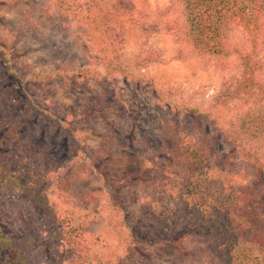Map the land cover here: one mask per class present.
I'll return each instance as SVG.
<instances>
[{"label":"rangeland","instance_id":"1","mask_svg":"<svg viewBox=\"0 0 264 264\" xmlns=\"http://www.w3.org/2000/svg\"><path fill=\"white\" fill-rule=\"evenodd\" d=\"M145 1L159 30L151 33L147 28L146 33L135 27L121 32L127 59L142 49L157 55L159 62L135 71L147 84L121 75L87 84L84 71L102 77L105 71L82 52L70 19L49 0L0 3V48L9 54L12 72H0V113L9 109L13 118L9 122L0 117V153L10 162L21 159L37 172L31 184L50 206L62 217L75 213L83 225L85 243L77 247L58 236L67 227L54 224L30 196L0 190V224L16 241L34 247L35 261L78 264L83 255L98 253L112 264H126L117 263L125 254L116 215L121 207L124 231H131L138 241L129 264H173L180 258L177 251L164 247L162 223L169 221L174 205L162 189L165 194L153 205L161 219L157 223L144 203L148 193L153 194L152 180L159 182L170 163L163 140L178 133L189 140H208L218 154L229 151L212 124L197 122L176 104L207 107L239 77V60L234 55L198 58L184 50L165 29L180 15V7L174 0ZM144 40L147 43L141 46ZM160 92H171V105L159 103ZM231 114H223L222 120ZM14 140H19V147H12ZM132 175L130 181L120 182Z\"/></svg>","mask_w":264,"mask_h":264},{"label":"trees","instance_id":"2","mask_svg":"<svg viewBox=\"0 0 264 264\" xmlns=\"http://www.w3.org/2000/svg\"><path fill=\"white\" fill-rule=\"evenodd\" d=\"M16 1L20 0H0V3ZM49 1L70 19L82 52L104 68V77L84 71L87 84L92 79L101 82L115 75L149 83L135 71L159 62L157 55L142 49L127 59L121 32L135 27L146 33L147 28L151 33L159 30L160 24L146 8L145 0ZM174 3L180 7V15L169 20L165 29L184 45V50L205 59L234 55L241 72L207 107L188 102L176 104L197 122L212 124L229 147L228 153L214 152L208 140H189L178 133H169V140H163V148L170 163L159 182L152 180L153 194L148 193L144 203L151 209L149 217L157 223L161 219L153 205L165 194L162 189L174 205L169 221L162 223L164 247L177 251L180 258L173 264H264V0H174ZM146 43L144 40L141 46ZM184 50L180 55H184ZM8 55L0 48V72L10 75ZM35 78L42 81L39 76ZM167 93L160 92L158 101L162 106L171 105V92ZM8 110L6 114L0 113V117L10 122L13 118ZM228 112L232 114L223 121L222 115ZM15 130L12 133L16 134ZM18 141L14 140L12 147H19ZM237 165L242 167L233 171ZM35 175L37 172L21 159L14 157L10 162L8 156L0 153V190L30 196L42 205L54 224L67 227L58 232L60 238L82 247L83 225L77 222L75 213L59 216L38 187L31 184ZM117 212L121 220L120 248L125 252L124 256H118L117 263L129 264L131 248L138 241L131 231H124L123 208H117ZM33 249L26 241H16L0 224V251L5 255L0 264H47L44 259L34 260L37 255L32 254ZM112 263L98 253L85 254L78 262Z\"/></svg>","mask_w":264,"mask_h":264}]
</instances>
